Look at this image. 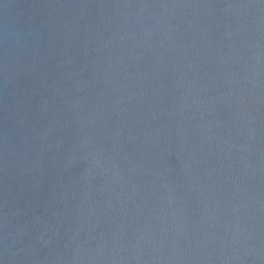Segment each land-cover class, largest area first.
I'll return each mask as SVG.
<instances>
[{"label":"water","instance_id":"95a60500","mask_svg":"<svg viewBox=\"0 0 264 264\" xmlns=\"http://www.w3.org/2000/svg\"><path fill=\"white\" fill-rule=\"evenodd\" d=\"M0 264H264V0H0Z\"/></svg>","mask_w":264,"mask_h":264}]
</instances>
